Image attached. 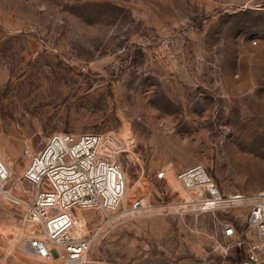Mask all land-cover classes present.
<instances>
[{
	"label": "rangeland",
	"instance_id": "obj_1",
	"mask_svg": "<svg viewBox=\"0 0 264 264\" xmlns=\"http://www.w3.org/2000/svg\"><path fill=\"white\" fill-rule=\"evenodd\" d=\"M106 131L127 145V201L153 210L121 212L83 264H194L228 248L241 258L223 229L245 226L246 208L166 210L182 199L176 173L195 163L225 194L264 190V0H0L8 192L25 198L20 176L50 135ZM23 210L0 199V235ZM102 217L79 214L90 228ZM0 264L64 263L18 246Z\"/></svg>",
	"mask_w": 264,
	"mask_h": 264
},
{
	"label": "built area",
	"instance_id": "obj_2",
	"mask_svg": "<svg viewBox=\"0 0 264 264\" xmlns=\"http://www.w3.org/2000/svg\"><path fill=\"white\" fill-rule=\"evenodd\" d=\"M126 150L125 140L115 131L54 133L31 155L20 176L25 200L6 189L12 172L0 155V199L6 197L15 208L24 209L12 233L0 235V259L21 246L48 262L83 264L97 237L121 212L133 217L150 213L153 208L144 196L133 194L129 202L126 199L128 185L122 164ZM167 178L165 169L154 175L157 181ZM176 180L182 199L169 204L167 212L172 208L196 214L225 208L248 210L245 226L228 222L223 229L224 237L234 241L232 247L243 249V256L228 257V248L221 259L204 258L194 264H264V190L254 195L225 194L201 163L181 169ZM87 209L103 213L91 228V223L79 218Z\"/></svg>",
	"mask_w": 264,
	"mask_h": 264
},
{
	"label": "bare ground",
	"instance_id": "obj_3",
	"mask_svg": "<svg viewBox=\"0 0 264 264\" xmlns=\"http://www.w3.org/2000/svg\"><path fill=\"white\" fill-rule=\"evenodd\" d=\"M24 196H25V193H24ZM126 196H127V193H126ZM24 200H25V198H23ZM126 199H127V197H126Z\"/></svg>",
	"mask_w": 264,
	"mask_h": 264
}]
</instances>
